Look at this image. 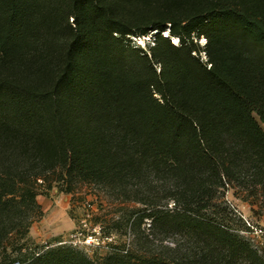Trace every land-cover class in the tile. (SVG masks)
I'll return each instance as SVG.
<instances>
[{
    "label": "trees",
    "instance_id": "16d2710c",
    "mask_svg": "<svg viewBox=\"0 0 264 264\" xmlns=\"http://www.w3.org/2000/svg\"><path fill=\"white\" fill-rule=\"evenodd\" d=\"M152 32L153 47L125 46ZM202 37L204 51L194 43ZM255 47L264 49V0H0V250L29 235L40 191L53 184L66 194L100 187L169 223L171 211H155L160 187L163 201L194 212L174 228L263 264L208 218L222 188L247 177L264 186V56ZM3 259L136 264L75 251Z\"/></svg>",
    "mask_w": 264,
    "mask_h": 264
},
{
    "label": "rangeland",
    "instance_id": "374dc122",
    "mask_svg": "<svg viewBox=\"0 0 264 264\" xmlns=\"http://www.w3.org/2000/svg\"><path fill=\"white\" fill-rule=\"evenodd\" d=\"M154 34L139 39L128 38L125 46L142 50L153 47ZM194 43L204 51L207 41L202 37L196 38ZM173 45L180 47L181 44L179 40L177 44L173 40ZM255 50L264 56V49L255 47ZM201 58L203 62L208 61L204 52ZM155 68L160 73V66ZM53 186L51 191L44 188L40 191L38 203L42 215L30 216L29 235L20 244L13 241L6 254L0 250V264L3 258L17 263L32 261L50 251H75L100 262L110 256L128 255L136 264H145L152 256L171 264H254L246 255L231 256L228 248L188 225L183 229L174 228L170 222L181 220L185 212L192 215L194 212L177 206L175 200L163 201L165 191L160 187L156 192L161 200L155 211H171L173 217L167 220L169 223L163 221L166 218L147 217L148 208L142 202H123L94 185L76 184L72 194L61 193L59 184ZM146 195L143 193L139 198L144 199ZM209 209L211 215L208 214V218L215 220L238 241L246 243L264 264V186L254 183L251 177H247L244 184L235 182L216 194ZM77 233L82 236H76ZM88 236H95L98 241L88 246L85 244ZM19 245L23 247L22 251L17 250Z\"/></svg>",
    "mask_w": 264,
    "mask_h": 264
},
{
    "label": "built area",
    "instance_id": "2783aa9c",
    "mask_svg": "<svg viewBox=\"0 0 264 264\" xmlns=\"http://www.w3.org/2000/svg\"><path fill=\"white\" fill-rule=\"evenodd\" d=\"M145 38V37H144ZM76 236H82L81 233H77ZM98 241V239L95 236H88L86 237V242L85 244L88 246L94 245Z\"/></svg>",
    "mask_w": 264,
    "mask_h": 264
},
{
    "label": "bare ground",
    "instance_id": "6f19581e",
    "mask_svg": "<svg viewBox=\"0 0 264 264\" xmlns=\"http://www.w3.org/2000/svg\"><path fill=\"white\" fill-rule=\"evenodd\" d=\"M165 35L167 36L168 33H165ZM174 42H175V44H177L178 43V39L177 38H174Z\"/></svg>",
    "mask_w": 264,
    "mask_h": 264
},
{
    "label": "snow or ice",
    "instance_id": "6c2138e0",
    "mask_svg": "<svg viewBox=\"0 0 264 264\" xmlns=\"http://www.w3.org/2000/svg\"><path fill=\"white\" fill-rule=\"evenodd\" d=\"M203 42V41H202ZM140 43L142 44L143 43V41H140Z\"/></svg>",
    "mask_w": 264,
    "mask_h": 264
},
{
    "label": "crops",
    "instance_id": "0c3cea01",
    "mask_svg": "<svg viewBox=\"0 0 264 264\" xmlns=\"http://www.w3.org/2000/svg\"><path fill=\"white\" fill-rule=\"evenodd\" d=\"M47 212V211H46Z\"/></svg>",
    "mask_w": 264,
    "mask_h": 264
}]
</instances>
